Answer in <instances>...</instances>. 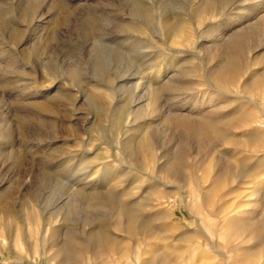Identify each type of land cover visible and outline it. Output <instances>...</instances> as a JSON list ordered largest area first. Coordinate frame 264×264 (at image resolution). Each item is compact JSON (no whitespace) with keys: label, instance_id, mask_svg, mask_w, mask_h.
Returning a JSON list of instances; mask_svg holds the SVG:
<instances>
[{"label":"rangeland","instance_id":"obj_1","mask_svg":"<svg viewBox=\"0 0 264 264\" xmlns=\"http://www.w3.org/2000/svg\"><path fill=\"white\" fill-rule=\"evenodd\" d=\"M225 64L234 69L222 71ZM219 72L232 75L231 83L218 81ZM139 77L145 99L131 149L146 137L155 155L146 169L137 152L135 172L107 144L114 135L105 91L114 79L125 82L114 93L123 104ZM263 79L264 0H0V264H61L65 233L84 239L91 230L83 221L108 215L86 211L75 184L107 175L113 178L103 194L129 178L136 180L131 188L165 183L162 205L154 207L157 195H149L148 207H135L140 217H163L151 222L154 239L129 241L112 226L113 247L87 250L80 264L92 254L94 264H264V236L241 228L263 222ZM243 91L255 107L235 96ZM204 117L209 146L188 132L202 128ZM181 150L186 166L175 181L158 168ZM207 191L211 199L203 202ZM55 206L56 223L41 235L40 216Z\"/></svg>","mask_w":264,"mask_h":264},{"label":"bare ground","instance_id":"obj_2","mask_svg":"<svg viewBox=\"0 0 264 264\" xmlns=\"http://www.w3.org/2000/svg\"><path fill=\"white\" fill-rule=\"evenodd\" d=\"M144 17L147 19V15H145ZM232 66H233V64H232ZM97 68L101 69L102 67L100 64H97ZM232 68L233 67H231L230 65L225 64L222 67V71L227 72V71H229V69L231 70ZM102 70H103V68H102ZM222 71H220V72H222ZM220 72L217 76V80L222 82V83H228V82L231 83L232 75L230 77V75L226 76L225 74H222ZM112 76H114V75H112ZM77 77H78L77 74L73 72L71 79L74 83L78 81ZM123 77H125V74H124V76H121L119 78H123ZM141 80L142 79L139 77L137 83L135 84V91H134V93H132L133 95H130V97H129L127 90L125 91V93H124L125 94L124 95L125 101L123 104H119V102H117V99L114 98V93L118 92V91H123L124 89H126L125 88V86H126L125 82L123 85L118 86L117 85V79H114L111 82H113V84H114V82H116V85L108 87L105 91V92H107V99L110 101L109 113L106 114L105 116L107 119H109V122H110L109 131L111 133H113V135H114L113 141L111 143H107V144L110 145L111 148L115 150V154L116 153L120 154L123 157L125 163L128 165V167L130 169L134 170L135 172H140L137 169V167H138V163L136 160L137 152H139L143 157H145V160H143L142 164H143V167H145L146 169H148L150 164L153 162L152 157L154 158V155H155V154H153V146L146 140V137H143L142 140L138 143L137 150L134 151L131 149V145H132L131 143L133 141V138H135V136L134 135L132 136L130 134H132L131 132L136 131V129L138 130L140 128L138 123H136L142 114L141 108H140V106L138 107V105L140 102L143 101V99H145L143 96L144 94H141V92L139 91V89L142 88ZM259 80H261V78ZM122 81H124V80H122ZM254 82H255V80H254ZM170 86L171 85H166V86H164V88H166V87L169 88ZM173 88H175V87H173ZM242 93L243 94L240 96L238 94H236L235 96L237 98L239 97V98L244 99L243 105H248L249 107H255L256 105L252 101V98L247 96L246 92L243 91ZM114 99H115V102L113 101ZM133 106L137 107V109L134 110ZM238 115H239V113H238ZM202 119H205V117ZM174 123L176 125H178V127L179 126L180 127H186V124H187L184 122V119H182V118H176L174 120ZM202 125H204V126L202 128H198V129L188 128V130H189L188 132L194 136H198V138H199L198 140H199L200 144H202L203 146L204 145L209 146V145H211L209 138H208V136L210 137V135H208V133H210L209 132V125L210 124L205 119ZM224 125H225V127L228 126L226 124H224ZM219 139L220 140L223 139V136L221 134L217 135L215 137V139H212V140H214L215 142H218ZM184 156H187V153H186V151L181 150V152H179L174 157H172V159L169 160L166 164L160 166L158 168V171L160 173L164 174L165 176L170 177L171 179H173L175 181H178L180 179V176H182L181 172H182L183 168L186 166V165L184 166V162H183ZM98 160L101 161L100 157L98 158ZM100 164L103 165V168L106 167L105 163L102 162ZM106 169L108 172L107 174H110L112 172V170L109 167ZM222 173H223L222 170L218 171V173L216 174L217 175L216 180L214 181V183H212L213 184L212 186H214V184H217L220 177L223 175ZM89 175L91 176L92 174H89ZM231 175L237 179L238 177H240L241 172H238V171L233 172V173H231ZM109 176L110 175H107L105 177H101L100 179H97L94 181H86L87 176L86 177L84 176L83 179H81L79 182H77L75 184V188L73 189L74 190L73 195L81 198L83 205L85 206V210L89 209V211H90V209L91 210L104 209V211H108V215L105 217H100V215H99V217L97 216L96 218L91 219V220H94L96 222H94V221L92 222L88 219L84 220L83 226H89L90 230H91L89 235L84 239L80 238V236L78 237L75 234V231H72V230H68L65 233L64 242L58 251V256L60 257V263L61 264H80V263H83L84 262L83 254L87 250H93L94 249L96 251V249H99L101 252H104L106 250L111 249L113 247V240L110 237L111 235L108 234V230L112 226H114L115 228H117L118 230L123 232L128 237L129 241L132 240V238H134L136 236H140L143 238L149 237L152 239L155 238V236H156L155 235V228L152 226L151 222L154 221L155 219L162 218L163 216L162 215H153V216H150L149 218L148 217L143 218V217H140V215H138L137 213L140 210L139 207L144 209L145 207H148V205H150V203L153 201L155 204L154 207L162 205L163 202L160 199L164 198L168 193L165 190L166 184L162 183V181H159L156 178V180L154 182L155 183L154 189L142 188L143 187L142 183L135 188H131L132 185L134 183H136V180L129 178L123 182L125 184V186L121 190H115L116 188L115 189L113 188V189H110L107 193L103 194L101 192L100 188L103 184L107 183L111 178H113V177L110 178ZM147 178L149 180L154 179L150 176H147ZM181 179H182V177H181ZM132 189L135 190V192L132 193L131 192ZM180 190H182V188H180ZM149 195H157V197L153 201H150V199H148ZM123 197H128V199H130V198H132V199H130V201L128 200V201L124 202L122 200ZM210 199H211V195L209 192L205 193L204 195L201 196V200L203 202H208ZM67 202L69 203L67 211L68 212L70 210L74 211L76 204L69 202V200ZM135 207H138L139 210L136 209ZM59 208L60 207L55 206L53 208H50L48 211L42 213V216H40V220H41L42 224L39 223L36 227L41 235H44L48 231V228H52L54 223H56V221H54V219L56 217L55 216L56 213H58V211H60ZM62 208L63 207H61V209ZM254 213H256V212H254ZM29 214H30V212H29ZM70 214H72V213H70ZM67 215L69 216V214H67ZM68 216H63V218H62V222L64 224H66L67 226L72 225V221L70 222L71 224L68 222V220H70L68 218ZM70 216H72V215H70ZM29 219H30V221H32V218H29ZM113 219H114V221L112 222ZM262 220H263V222L261 224V227L253 225V224H248L247 226L246 225L241 226V228H243V230L250 231L251 235H254L255 238L261 240L262 237L264 236V211H263V215H262ZM235 226H237V225H235ZM152 239H150V240H152ZM261 249H262V247H261ZM136 253H138V252L136 251ZM261 253H263V252H261ZM243 254H246V252H244ZM96 255H98V251L96 252ZM92 256H93V254H92ZM91 257H90V259H88L86 261V264H94L93 260H91ZM239 262H240V264H248L246 262L245 258L240 259ZM31 263L33 264V260ZM34 263L40 264V262L39 263L34 262Z\"/></svg>","mask_w":264,"mask_h":264}]
</instances>
